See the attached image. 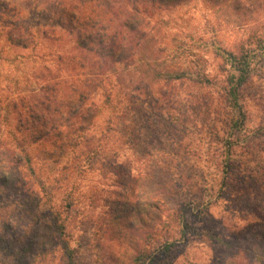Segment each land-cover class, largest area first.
Masks as SVG:
<instances>
[{
    "label": "rangeland",
    "instance_id": "374dc122",
    "mask_svg": "<svg viewBox=\"0 0 264 264\" xmlns=\"http://www.w3.org/2000/svg\"><path fill=\"white\" fill-rule=\"evenodd\" d=\"M71 1L0 0L1 141L21 160L0 186V264H264V0L163 9L161 52L127 66L79 60L59 15ZM223 50L251 59L236 101ZM185 69L162 96L152 70ZM95 81L92 126L47 156L17 114Z\"/></svg>",
    "mask_w": 264,
    "mask_h": 264
},
{
    "label": "trees",
    "instance_id": "16d2710c",
    "mask_svg": "<svg viewBox=\"0 0 264 264\" xmlns=\"http://www.w3.org/2000/svg\"><path fill=\"white\" fill-rule=\"evenodd\" d=\"M186 1L188 0H92L90 2L73 0L62 4L59 15L63 20L65 31L74 37L75 49L79 50L78 53L81 56L80 61L87 59L92 63L104 60L108 66L115 64L127 66L135 62V57L138 55L142 56L144 61L148 59L141 55L140 51L152 53V49H154L156 52H161V42L157 37L161 23L158 14L163 9ZM25 40L24 37V43H22L20 36L15 39L18 44H25ZM174 43L176 44L174 52L176 55L190 53L191 56H195V53L184 47L185 45L181 41L175 40ZM222 54L231 67L230 73L227 75V84L230 86L228 95L233 101H236L239 89L249 78L251 59L244 53L237 55L223 50ZM73 60L75 58L71 57V61ZM97 69L102 70L100 64L97 65ZM152 71L151 79H161L165 84L162 96L163 93H172L174 80L182 81L186 77L191 78L187 69L180 72L173 70ZM144 74L146 73L144 72ZM195 78V83H198L199 75L197 76V73ZM131 81L133 79L130 77L129 82ZM88 84L84 82L70 90L69 93L60 92L59 97H57L58 94L56 96L49 95L48 92L52 90L50 91L48 88L44 90L42 102L33 105L23 114L22 112L17 114L18 122L22 127L26 122L36 132L34 134L27 132L28 138L33 143L47 144L48 149L45 147L43 149V152L48 151L47 156L53 157L70 147L72 141L76 142L78 134L74 130L70 131L71 126H75L76 130H79L80 136L81 131H86L92 126L98 107L94 104L91 93L93 87L96 89V87L102 86V83L95 81V84ZM52 88H55V85H52ZM101 95L106 101L109 99L105 91ZM130 97L134 107L137 110L142 109L141 105L145 102L144 99L133 95ZM147 102L151 104L156 102V99L149 98ZM185 107L188 109L187 105H184L183 108ZM183 111L186 112L184 109ZM4 118L0 106V176L3 179L0 186H7L10 183L8 177L16 172L21 161L20 156L1 141ZM47 121L51 126L50 130H46V132L39 130L38 124H40L39 128H44ZM63 121L67 125L71 124L68 125L66 133L57 130L58 124ZM82 136L86 137L83 134ZM51 137L56 142H53ZM158 187H163V185H158ZM144 256L140 255V257ZM143 259L145 260L146 257Z\"/></svg>",
    "mask_w": 264,
    "mask_h": 264
}]
</instances>
